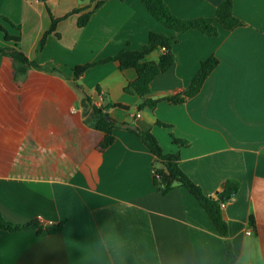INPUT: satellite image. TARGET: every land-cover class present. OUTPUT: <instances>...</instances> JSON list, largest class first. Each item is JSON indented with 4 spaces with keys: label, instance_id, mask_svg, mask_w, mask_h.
<instances>
[{
    "label": "crops",
    "instance_id": "0c3cea01",
    "mask_svg": "<svg viewBox=\"0 0 264 264\" xmlns=\"http://www.w3.org/2000/svg\"><path fill=\"white\" fill-rule=\"evenodd\" d=\"M222 1L165 0L181 19L213 17ZM89 4L0 0V27L19 36L18 48L40 66L14 76L0 54V150L29 155L0 156V212L13 223L65 221L64 230L50 236L1 230L0 264H88L84 246L95 239L94 227L105 219L122 230L130 228L138 242L129 264L153 249L156 255L146 264H228L224 238L197 200L184 187L163 196L154 186V156L138 135L117 128L114 145L104 153L90 150L69 172L71 133L80 128L70 113L74 95L82 107L84 92L99 105L128 107L109 113L120 123L153 133L164 153H180L184 172L207 197L219 195L227 179L238 182V191L223 208L236 256L233 264H264V0H233L234 14L245 26L232 31L220 27L215 38L199 31H170L140 0H109L83 29L77 26L78 15L64 19L59 38L50 34L40 49L51 26L47 7L59 19ZM151 32L177 39L175 63L152 81V99L180 93L202 61L218 58L196 97L179 105L162 101L137 116L140 98L124 92L137 77L134 69L123 73L111 62L90 68L78 81L74 78L76 65L116 55L128 45L140 49ZM0 46H14L1 30ZM157 120L172 125L171 131L157 126ZM170 133L191 145H176ZM39 149L46 151L44 157ZM38 159L47 162L43 166L51 167L53 177L38 175L36 168L43 164ZM62 168L67 175H59Z\"/></svg>",
    "mask_w": 264,
    "mask_h": 264
},
{
    "label": "trees",
    "instance_id": "16d2710c",
    "mask_svg": "<svg viewBox=\"0 0 264 264\" xmlns=\"http://www.w3.org/2000/svg\"><path fill=\"white\" fill-rule=\"evenodd\" d=\"M109 0H90V4L84 8L73 9L67 16L63 18L55 17L51 10L47 7V10L51 17V26L47 30L40 42V49H43L47 37L57 33L59 24L69 16L78 15L77 26L83 29L89 23L93 13L98 10L102 5L104 6ZM125 1V0H120ZM127 1V0H126ZM142 4L148 10V14L156 21L160 22L166 28L170 29L177 34H182L192 31H199L202 34L209 37H218L220 35V27L227 31H232L240 27L245 26V23L238 19L233 11V0H223L219 5L216 15L207 18L197 19H181L172 14V11L165 0H140ZM13 27L20 31L21 27L13 24L12 21L6 19ZM0 30L4 34L5 41L12 42L14 46H0V54L10 65L14 76L28 75L34 69H38L40 66L34 60H30L21 50L18 48L20 43L19 36L9 35L4 27H0ZM177 43L176 37H169L167 34H160L151 32L148 36V42H146L140 49H131L129 45L126 49H123L116 55L109 56L105 59H100L92 63L76 65L73 69L74 78L78 81L85 73L96 65H104L111 62L118 64L119 70L123 73L129 69H134L137 73L136 79L128 82L124 88V92L127 94L137 95L140 98V102L136 106V112L139 113L142 110L149 109L154 110L158 103L166 101L173 105L183 104L188 100L196 97L208 77L216 69L218 65V58L211 56L209 59L202 61L198 73L193 78L192 82L180 93L162 97L159 99H152L150 95V85L159 75L169 71L176 59L174 53V46ZM159 53L157 60H149L153 54ZM97 92L101 94V89L97 86ZM82 107L89 116V127L92 129V136H96V141H92V146L85 151L81 159L84 158L90 150H95L98 153L106 152L116 142V136L114 131L117 128H125L128 131L138 135L147 150L154 156V175L153 184L157 190L162 193L163 196L168 195L178 187H184L190 195L197 200L201 207L206 211L208 218L217 229V231L224 238L225 257L228 264H233L236 261V256L233 251V246L229 236L228 224L222 208V203H226L231 200L239 189L238 182L227 179L224 185V189L216 197H207L206 193L200 185L193 181L183 170L181 166L180 153H164L162 145L157 137L150 131H144L138 127H129L126 123H120L113 118L109 111L112 108H120L121 110L129 111V108L121 105L120 103H108L106 106L97 104L94 98L84 92L82 99ZM78 123V122H77ZM157 126L164 128L166 131H171L172 125L165 124L161 120L156 121ZM75 128H82V124H75ZM170 136L173 142L180 146L188 148L191 143L187 139H181L175 137L172 133ZM20 141V140H19ZM16 142V146L18 142ZM70 150V147H69ZM39 151H46L39 149ZM38 151V153H39ZM44 153H39L44 157ZM0 156L6 157V159H13L15 157L29 156L23 151L15 150L13 153H7V151L0 150ZM71 156V152H70ZM80 159V160H81ZM79 160V161H80ZM40 163H43L41 167H37L36 171L38 175L42 176H54V172L51 167H44L47 162L38 159ZM50 161V160H49ZM68 170L71 173L77 164L70 162ZM51 162V161H50ZM51 164V163H49ZM53 165V164H51ZM32 168V167H31ZM30 169V168H29ZM63 171H59V175H67L64 168ZM253 218L250 219V224L253 225ZM65 221L58 224H43L39 220H33L28 223H13L6 220L3 214L0 212V231L17 232V231H30L36 230L39 236H50L62 232L64 230Z\"/></svg>",
    "mask_w": 264,
    "mask_h": 264
},
{
    "label": "clouds",
    "instance_id": "9594fccd",
    "mask_svg": "<svg viewBox=\"0 0 264 264\" xmlns=\"http://www.w3.org/2000/svg\"><path fill=\"white\" fill-rule=\"evenodd\" d=\"M94 233L95 239L84 246L88 264H129L134 258L138 242L130 228L122 230L115 221L105 219L94 227ZM155 255L153 249L135 259L137 264H146Z\"/></svg>",
    "mask_w": 264,
    "mask_h": 264
},
{
    "label": "rangeland",
    "instance_id": "374dc122",
    "mask_svg": "<svg viewBox=\"0 0 264 264\" xmlns=\"http://www.w3.org/2000/svg\"><path fill=\"white\" fill-rule=\"evenodd\" d=\"M76 99L77 98L74 95L72 111L70 114L72 115L73 119L78 120L82 124V128H79V130L77 131L73 130L71 133L70 162L75 165L79 162L82 155H84V149L85 151H87L92 146V141H96V136H92V131L89 129V116ZM131 111L133 112L134 109H132ZM75 117H77L78 119ZM40 152L44 153V151H39V153Z\"/></svg>",
    "mask_w": 264,
    "mask_h": 264
},
{
    "label": "built area",
    "instance_id": "2783aa9c",
    "mask_svg": "<svg viewBox=\"0 0 264 264\" xmlns=\"http://www.w3.org/2000/svg\"><path fill=\"white\" fill-rule=\"evenodd\" d=\"M137 116H140V114L139 113H137ZM222 208H224L225 207V203H222ZM247 232V234H249V235H251L252 234V228H248V230L246 231Z\"/></svg>",
    "mask_w": 264,
    "mask_h": 264
}]
</instances>
